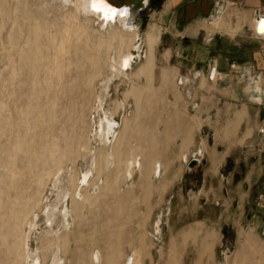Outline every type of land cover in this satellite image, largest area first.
<instances>
[{
	"label": "bare ground",
	"instance_id": "bare-ground-1",
	"mask_svg": "<svg viewBox=\"0 0 264 264\" xmlns=\"http://www.w3.org/2000/svg\"><path fill=\"white\" fill-rule=\"evenodd\" d=\"M148 2L142 0L137 10ZM15 4L18 23L12 33H22L26 23L27 38L22 48L15 42L10 48L24 57L33 85L39 83L36 77L41 70L47 72L42 83L49 122L54 119L59 124L60 135L59 144L49 139L50 149L52 155L56 150L60 153L48 161L58 162L54 173L33 166L32 158L42 155L38 141L32 144L25 172L18 170L14 151L0 154L1 160L8 157L5 170L11 180L9 186L0 187V264H144L142 259L150 249L143 250L153 238L141 231L137 213L136 237L131 234L126 239L127 213L133 210L125 206V197L138 187L141 201L150 195L151 186L158 190L164 183L158 179V154L140 150L143 136L159 144L154 125L146 123V114L153 110L146 104L163 100L173 81L165 69L160 71L159 83L156 79L155 49L161 29L150 25L142 40L140 27L132 25L137 10L128 5L123 7L128 9L126 16L106 21L102 13L92 10L91 0H15ZM4 8L0 29L7 23ZM51 16L56 17L54 22H47ZM210 21L215 30L219 16ZM112 90L116 99L107 107ZM232 127L229 122L227 128ZM201 152L197 150L192 157L196 159ZM180 160L183 165L190 161L184 154ZM135 172L139 180L131 183ZM23 177L28 180L20 186ZM33 185L32 197L28 190ZM19 197L25 200V210H18ZM211 235L208 231L201 237L202 249ZM171 250L168 264L173 260Z\"/></svg>",
	"mask_w": 264,
	"mask_h": 264
},
{
	"label": "rangeland",
	"instance_id": "rangeland-1",
	"mask_svg": "<svg viewBox=\"0 0 264 264\" xmlns=\"http://www.w3.org/2000/svg\"><path fill=\"white\" fill-rule=\"evenodd\" d=\"M166 1L149 0L147 6L137 10L132 17V25L140 27L142 40L151 24L160 27L162 33L167 32L163 39V48L157 50L159 41L155 49L156 79L159 83L160 71L165 69L173 81L170 87L166 88L164 101L158 99L154 103L146 104L153 109L152 113L146 114V123L148 126L154 125L152 127L157 132L159 144L155 146L149 137L143 136L140 145L142 153H157L166 163L165 180L158 190L154 189L156 185L151 186L150 195L141 201L138 200V187L133 188L134 193L126 197L124 195L125 206L132 207L133 210L132 213H127L125 236L130 238L132 234L131 237H136L139 222L137 219L140 216L141 231L145 232L146 237L153 238L151 248L147 246L145 251L143 250L147 253L150 249L142 259L144 264H168L170 247L173 252L172 264H264V235H259L255 227L247 228L250 209L247 207L243 214L241 207L236 203L241 199L237 197L241 193L237 189L242 180H235L233 183L229 181L227 190L220 188V180H207L205 189L202 187V180H192L190 175L185 177V180H180L188 170V164L183 165L180 160L181 154H194L196 149H201L203 143L204 151L201 155L204 156L208 151L205 142L208 137L211 147L217 145L239 160L240 173L244 172L242 163L246 158L251 159L249 164L255 163L253 158L258 157L259 150H264V93L259 94L260 99L250 93L245 94L244 92L248 91H262L246 89L249 77L235 73L236 66L233 64L229 70L234 71L220 73L216 66L179 67L176 58L166 62L170 54L169 51L163 50L171 44L169 34H176L181 25H186L185 3L165 12L163 6ZM2 6H5L7 23L0 29V154L10 155L14 151L18 170L25 172L32 144L38 141L42 146V155L32 158L33 166L39 165L46 172L54 173L57 171L58 162H48L52 155L49 139H54L55 143L59 144L60 135L59 124L55 123L54 119L49 122L48 97L42 83L47 72L41 70L36 77L39 83L32 84L33 77L24 57L21 59L10 48L12 42H15L18 48L23 47L24 39L27 38V24H23L22 33L14 36L12 30L18 23V16L14 12L15 0H0V11ZM55 18L51 16L47 18V22L52 23ZM194 19L189 20L187 24L203 28V21L206 20H200L199 23L197 19L200 18ZM205 29L209 32L207 27ZM214 69L217 70L216 74H213ZM195 73L199 75L194 77ZM122 90L123 87L116 94L118 97ZM54 92L57 95L56 90ZM110 95L111 99L106 101L107 107L114 98L116 99L113 90ZM258 110L260 116L256 119L255 113ZM130 111L131 109L128 110ZM235 114L239 115V121L236 126L228 129L227 124ZM196 121L200 124L198 127ZM50 123L54 125L50 126ZM132 144L136 145L134 141ZM59 153L60 150H56L52 156L58 157ZM1 158L0 156V187H3L4 183L9 186L11 180L5 170L8 157L3 160ZM204 161L206 159H203L199 166H203ZM230 162L232 164V161ZM138 175L137 172L134 173L131 183L137 181ZM27 180V177H23L20 186L27 183ZM8 191L13 192L10 187ZM34 191L33 185L28 194L33 197ZM21 192L22 188L18 191L19 196ZM114 198L116 197L112 196V200ZM205 199L210 202L207 206H203ZM17 203L18 210H25V200L19 197ZM1 205L4 206V202H1ZM225 208L227 212H224ZM99 209L100 214L105 213L102 204ZM92 212L93 210H90V214ZM208 231L212 235L208 239L207 247L202 249L200 240ZM125 251L131 253L129 248Z\"/></svg>",
	"mask_w": 264,
	"mask_h": 264
},
{
	"label": "crops",
	"instance_id": "crops-1",
	"mask_svg": "<svg viewBox=\"0 0 264 264\" xmlns=\"http://www.w3.org/2000/svg\"><path fill=\"white\" fill-rule=\"evenodd\" d=\"M183 3L186 5V25H181L176 34H169L171 35V44L163 50L164 52L169 51L170 54L166 62L169 63L172 58H176L179 67L202 65L204 68H212L216 66L220 73L234 71L229 70L230 65L233 64L236 66L235 73H242L245 78L249 77L245 86L246 89L262 91L244 93H250L253 97L260 99L259 94L264 93V39L256 35V27L257 18L264 17V0H167L163 8L167 12L169 9L180 7ZM214 15L219 16L220 20L215 30H212L213 27L209 25L210 22L203 21L202 27L204 29L192 27L190 23L187 24L189 20H195L196 17L200 18L197 19L198 22L204 19L210 21ZM154 25L160 28L156 24ZM203 25L208 28L209 32ZM160 32L157 50L160 47L163 48V39L167 34V32L162 33L161 30ZM216 69L213 70L215 74ZM243 111L245 112V110ZM249 115H251L250 112ZM259 116L258 110L255 113V118L258 119ZM238 121L239 115L235 114L229 122L236 126ZM197 122L196 127L200 125ZM205 142L208 151L204 154V159H206L204 165L193 170H187L180 180H185V177L190 175L192 180H202L204 189L207 188V180H220L222 183L220 188L226 190L229 181L233 183L235 180H242L237 189L238 192H241L237 197L241 199L236 203L241 207L243 214L247 207L250 209V214L247 216V228L255 227L259 235H264V150H259L258 157L253 158L255 163L252 165L249 164L251 159L246 158L245 162L242 163L244 172L240 173L239 160L233 158L231 154L217 145L211 147L209 137ZM200 148L203 152V143H201ZM197 150L194 154H197ZM183 154L187 155L188 160L193 158V154L188 152H183ZM156 158L160 166L158 179L165 180L167 165L159 154ZM199 174L200 177L198 178ZM137 180H139V175ZM203 201V206L210 203L208 199ZM227 211L225 208L224 212Z\"/></svg>",
	"mask_w": 264,
	"mask_h": 264
},
{
	"label": "snow or ice",
	"instance_id": "snow-or-ice-1",
	"mask_svg": "<svg viewBox=\"0 0 264 264\" xmlns=\"http://www.w3.org/2000/svg\"><path fill=\"white\" fill-rule=\"evenodd\" d=\"M91 8L97 13H102L104 20H114L117 15L124 17L128 14V9L111 6L108 0H91ZM257 33L264 35V17L258 19ZM128 61H124V67L127 68Z\"/></svg>",
	"mask_w": 264,
	"mask_h": 264
},
{
	"label": "water",
	"instance_id": "water-1",
	"mask_svg": "<svg viewBox=\"0 0 264 264\" xmlns=\"http://www.w3.org/2000/svg\"><path fill=\"white\" fill-rule=\"evenodd\" d=\"M141 1L142 0H111L110 2L111 3H113V6L114 7H124V6H133V7H135L136 9L135 10H137L138 8H139V4L141 3ZM134 10V11H135ZM259 18H262V17H258L257 18V21H258V19ZM257 35H259L258 33H257ZM260 36V35H259ZM200 164H202V162L200 163L198 160H196V159H192L189 163H188V165H187V169L188 170H193V169H195L196 167H198Z\"/></svg>",
	"mask_w": 264,
	"mask_h": 264
},
{
	"label": "built area",
	"instance_id": "built-area-1",
	"mask_svg": "<svg viewBox=\"0 0 264 264\" xmlns=\"http://www.w3.org/2000/svg\"><path fill=\"white\" fill-rule=\"evenodd\" d=\"M193 159H195V158H193ZM203 159H204V156L201 155V154L198 155L197 158H196V160H198L200 163L203 161ZM190 161H191V160H190ZM190 161H189V162H190Z\"/></svg>",
	"mask_w": 264,
	"mask_h": 264
}]
</instances>
